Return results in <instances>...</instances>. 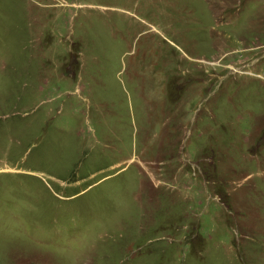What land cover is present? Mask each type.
<instances>
[{
    "label": "rangeland",
    "instance_id": "rangeland-1",
    "mask_svg": "<svg viewBox=\"0 0 264 264\" xmlns=\"http://www.w3.org/2000/svg\"><path fill=\"white\" fill-rule=\"evenodd\" d=\"M0 264H264V0H0Z\"/></svg>",
    "mask_w": 264,
    "mask_h": 264
}]
</instances>
